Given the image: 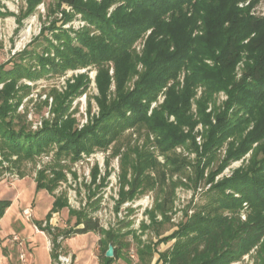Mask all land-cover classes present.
<instances>
[{
  "label": "trees",
  "instance_id": "1",
  "mask_svg": "<svg viewBox=\"0 0 264 264\" xmlns=\"http://www.w3.org/2000/svg\"><path fill=\"white\" fill-rule=\"evenodd\" d=\"M26 2L29 11L41 0ZM240 2L243 4L239 5ZM257 2L57 0V6L70 5L93 29L82 27L73 30L74 35L72 30L62 29L54 34L55 41L35 38L32 48L12 58L9 67L0 65V165L6 162L5 167H10L24 159L33 161L54 148L53 157L60 168L53 173L61 176L60 161L71 163L82 152L88 153L95 147L106 149L127 127L144 128L154 136L159 151L169 153L165 154L167 163H160L150 150L129 145L122 159L132 176L128 179L127 170L123 171L120 204L133 198L144 180L163 185L174 173L182 174L186 159L174 151L180 145L197 152L195 178L200 179L207 168L209 181L231 161L250 151L249 166L237 168L230 177L211 186L207 210L194 211L176 230L161 238L174 242L160 253L159 259L161 264H229L257 245L262 252L264 15L252 11ZM62 15L69 20L73 13L63 10ZM54 23L51 22V29ZM92 30L97 33H91ZM138 39L144 40L140 54L132 48ZM91 64L96 68L98 114L78 128L73 112H69L72 100L85 92L90 82L87 73H80L73 81L67 80L64 90L49 94L52 115L32 130L25 121L26 112H17L22 97L30 92V84H18V80H35L48 73L60 74L70 67ZM161 91L163 101L150 108ZM220 91L226 99L217 103ZM43 103L48 105V96ZM87 111L90 113V104ZM198 125L200 130L194 131ZM198 135L200 144L196 140ZM118 151L115 147L114 153ZM131 152L135 153L133 158ZM14 155L16 158L11 159ZM151 170L156 176L151 175ZM92 175L95 183L97 167ZM35 181L36 189L52 192L53 183L45 179L44 170L37 173ZM125 184L129 186L127 190ZM226 189L239 196L226 193ZM244 202L253 211L241 220L239 207ZM10 204V199H0V218ZM67 205L66 199L54 197L46 218ZM160 214L166 215L164 211ZM69 215L75 216V227L65 231L68 235L93 231L104 236L99 238V264H111L120 256L118 234L113 229L104 230L97 219L84 211L69 210ZM151 218L154 220V214ZM52 242L53 248H58L56 234ZM109 244L114 247V255L105 257ZM58 254L51 251V264H59ZM260 264H264L262 255Z\"/></svg>",
  "mask_w": 264,
  "mask_h": 264
},
{
  "label": "rangeland",
  "instance_id": "2",
  "mask_svg": "<svg viewBox=\"0 0 264 264\" xmlns=\"http://www.w3.org/2000/svg\"><path fill=\"white\" fill-rule=\"evenodd\" d=\"M242 4L240 2L239 5ZM27 10L26 0H0V65L6 64V67H9L12 58L16 59L22 50L32 48L35 38L40 37L39 40L44 42L46 41L44 38L55 41L54 34L62 29L72 30V35H74L73 30L82 27L93 29L70 5L61 3L57 6V0H41L34 9ZM63 10L73 13L71 19L65 20L62 15ZM252 11L264 15V1L259 0L252 7ZM53 21L55 26L51 29ZM94 32L97 33V30L91 31ZM143 42V39H138L132 46L138 54L141 52ZM37 50H41V47H37ZM140 68L139 64L138 69ZM112 71L113 69H110V73ZM80 73H87L90 82L86 91L72 100L69 112H73L72 116L75 117L78 128H81L99 112L95 100L99 91L95 83L94 65L75 69L70 67L63 73L54 75L48 73L35 80L26 78L18 80V84H30V92L22 97L17 112H26L25 121L32 130L40 127L42 121L52 115L49 111L52 96L49 94L52 95L54 90H64L67 80L73 81V77ZM180 80L182 81V77ZM110 89L113 93V82ZM197 92L200 94V88ZM46 96H48V105L43 103ZM163 99L164 94L161 91L150 108ZM225 99L226 95L222 91L216 95L217 103ZM89 104L90 113L87 111ZM170 119L172 120L173 116H170ZM200 128L201 126L198 125L194 131ZM196 140L200 144L201 136L198 135ZM129 145L130 148L150 150L160 163H167L165 154L169 155V153L159 151L154 136L147 133L144 128L131 126L127 127L106 149L95 147L88 153L82 152L74 162L60 161L61 176L53 173L54 169L60 168L53 157L54 148L48 153H42L33 161L24 159L15 165H9L10 167H5L8 166L6 162L0 165V199H10L13 202L9 212L0 221V264H24L20 258L21 253L26 256L25 264H33L32 259L34 264H51L52 250L68 259L65 264H99L101 252L99 238L104 236L98 232L83 233L81 237L74 232L69 235L65 233L66 230L75 227V216L69 215V210L84 211L97 219L104 230L113 229L118 234L117 246L120 256L111 264H161L160 253L171 248L174 242V239L166 242L161 238L176 230L179 224L194 211L207 210L206 205L211 200L209 194L211 186L223 178L230 177L237 168L249 166L252 155L249 151L240 159L231 161L214 177V180L209 181L206 177L209 173L207 168L200 179L195 178L199 160L197 152L180 145L174 151L186 159L184 166L186 170H182V174L174 173L163 185H154L149 179L144 180L133 198L118 204L120 189L124 184L123 171L127 170L128 179L132 176L129 165L122 159ZM115 147L119 148L116 154ZM225 148L226 146L222 150V156ZM130 155L133 158L135 153L131 152ZM14 158L15 155L11 159ZM94 167L98 168L95 183L92 181ZM199 168H202V165ZM40 170H44L45 179L53 183L51 193L45 189H36L35 179ZM150 172L152 176H156L153 170ZM128 187V184H125L124 190ZM225 192H234V190L226 189ZM234 195L239 196V193L234 192ZM56 196L66 199L68 205L52 212L49 218H46L45 211ZM241 206L240 218L246 220L252 213L253 207L247 202ZM24 208L30 210L28 218L22 213ZM161 211L165 212L164 217L160 214ZM224 213L228 212L225 210ZM152 214L154 220L151 218ZM45 221H48L46 225L43 224ZM8 223L9 227L4 230V226ZM34 225L42 232L37 231ZM23 226L29 228L30 237L22 235ZM54 234L59 243L56 249L52 246ZM14 235L19 240H14ZM259 248L258 245L253 247L242 258L229 264H260L264 250L259 253Z\"/></svg>",
  "mask_w": 264,
  "mask_h": 264
},
{
  "label": "built area",
  "instance_id": "3",
  "mask_svg": "<svg viewBox=\"0 0 264 264\" xmlns=\"http://www.w3.org/2000/svg\"><path fill=\"white\" fill-rule=\"evenodd\" d=\"M22 213H23V215H24L25 217H27V218L30 216V210L27 209V208H24L23 211H22ZM50 222H51V220H50ZM46 223H48V221H45L43 224L46 225ZM34 227H35V229H36L37 231H40L36 225H34ZM40 229H41V228H40ZM40 232H42V231H40ZM13 239H14V240H19V238H18L16 235L13 236ZM20 258H21L22 262L25 264L26 261H24V260H26V256H25L24 253H21V254H20ZM60 260H61V261H60ZM64 260H65V261H64ZM67 261H68V259H67L66 257H62V256H60V254H58V263H59V264H65V262H67Z\"/></svg>",
  "mask_w": 264,
  "mask_h": 264
},
{
  "label": "crops",
  "instance_id": "4",
  "mask_svg": "<svg viewBox=\"0 0 264 264\" xmlns=\"http://www.w3.org/2000/svg\"><path fill=\"white\" fill-rule=\"evenodd\" d=\"M12 201H11V204L9 205V207L5 210V212H4V215H6L8 212H9V209H10V207H11V205H12ZM52 207V202H51V204H50V206H48V208L46 209V211H45V215H46V213L48 212V210H50V208ZM3 215V216H4ZM2 216V217H3ZM2 217L0 218V221L2 220ZM5 219V218H4ZM51 223V222H50ZM9 227V223L8 224H6L5 226H4V230H6L7 228ZM3 230V231H4ZM90 232H93V231H90ZM21 233H22V235H24V236H26V237H30L31 236V234H30V231H29V228L28 227H21ZM24 233V234H23ZM75 234H77V236H80L81 237V233H75ZM83 234V233H82ZM35 236V235H34ZM34 236H32V237H34ZM45 236V235H44ZM44 239H45V237H44ZM46 240V239H45ZM31 257H32V254H31ZM32 263L34 264V262H33V259H32ZM78 263H79V260H78ZM93 263V262H92Z\"/></svg>",
  "mask_w": 264,
  "mask_h": 264
},
{
  "label": "water",
  "instance_id": "5",
  "mask_svg": "<svg viewBox=\"0 0 264 264\" xmlns=\"http://www.w3.org/2000/svg\"><path fill=\"white\" fill-rule=\"evenodd\" d=\"M114 255V247H113V245L112 244H109L108 245V248H107V250H106V252H105V257L107 256V257H112Z\"/></svg>",
  "mask_w": 264,
  "mask_h": 264
}]
</instances>
